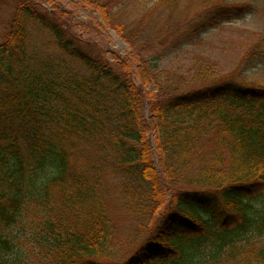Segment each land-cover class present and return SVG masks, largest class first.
Masks as SVG:
<instances>
[{
    "label": "trees",
    "instance_id": "trees-1",
    "mask_svg": "<svg viewBox=\"0 0 264 264\" xmlns=\"http://www.w3.org/2000/svg\"><path fill=\"white\" fill-rule=\"evenodd\" d=\"M112 1L81 2L141 52L207 19L193 12L186 27L191 0L133 19L134 0L118 13ZM197 1L215 28L253 11ZM54 8L20 1L0 43V264H264V86L227 78L184 91L159 59L88 58ZM50 42L62 55L41 47ZM212 78L197 67L191 81ZM106 173L146 223L120 261ZM25 212L35 218L23 226Z\"/></svg>",
    "mask_w": 264,
    "mask_h": 264
},
{
    "label": "rangeland",
    "instance_id": "rangeland-1",
    "mask_svg": "<svg viewBox=\"0 0 264 264\" xmlns=\"http://www.w3.org/2000/svg\"><path fill=\"white\" fill-rule=\"evenodd\" d=\"M22 0H0V43L3 35L9 27L13 13ZM37 5V9L42 14L51 12L54 16L57 14L54 6L60 8L63 15L64 28L70 33V40L75 44V50L84 51L88 58L107 59L109 63L114 64L115 57L123 60L125 58L133 59L139 55L142 59L155 58L161 71L175 74L171 77L177 81V75L182 77L185 82L184 91L188 89H198L199 87L212 84L219 80L233 78L246 84H257L264 86V0H210L212 4H222L224 6H237L250 4L253 11L244 14L241 18L224 21L219 27L211 26V20L214 17L213 9H202V3L197 0H191L192 10L188 13L192 23L186 24L187 28H192L193 22L197 21L194 16L205 19L199 23V31L190 34V31H184L174 37L163 38L155 43L146 51L133 50L127 44L124 37L111 28L105 29L100 14L90 8H84L82 0H26ZM159 0H134L125 7L128 14L132 16L144 13V9L158 2ZM123 0H113L108 6L114 13H118L120 3ZM114 3V4H113ZM115 4L118 7L115 8ZM107 8V9H108ZM193 12L194 16L192 15ZM116 20V18H113ZM184 21V22H185ZM99 24L103 27L100 28ZM47 40V38H46ZM50 40V39H49ZM48 40L46 41V43ZM37 45V44H36ZM41 47H46L54 55H62L57 45L50 42ZM75 55V54H74ZM77 68L85 69L84 62L74 59ZM117 65V63H116ZM201 68L213 69V78L206 82L194 84L191 81L193 73ZM168 75L164 73V76ZM107 191L110 192L108 198L109 214L112 223L115 226V260L120 261L123 254L132 253L140 245V236L142 224H146L140 217H135L124 210V202L121 193H115L113 187L114 181L108 173L103 178ZM118 192V191H117ZM38 209V208H37ZM24 225L31 224L34 216L24 214ZM22 226V228H23ZM15 230L14 235L19 237L20 242H27L30 236V229ZM145 237V236H144Z\"/></svg>",
    "mask_w": 264,
    "mask_h": 264
}]
</instances>
